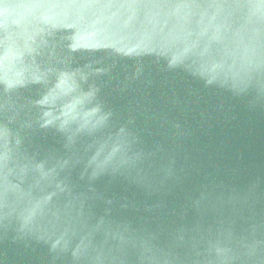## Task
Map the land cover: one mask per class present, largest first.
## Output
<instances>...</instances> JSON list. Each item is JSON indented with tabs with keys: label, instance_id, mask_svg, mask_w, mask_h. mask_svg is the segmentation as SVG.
I'll return each mask as SVG.
<instances>
[{
	"label": "water",
	"instance_id": "water-1",
	"mask_svg": "<svg viewBox=\"0 0 264 264\" xmlns=\"http://www.w3.org/2000/svg\"><path fill=\"white\" fill-rule=\"evenodd\" d=\"M0 264H264V0H0Z\"/></svg>",
	"mask_w": 264,
	"mask_h": 264
}]
</instances>
